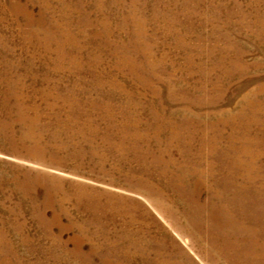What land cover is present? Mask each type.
Wrapping results in <instances>:
<instances>
[{
  "label": "rangeland",
  "instance_id": "obj_1",
  "mask_svg": "<svg viewBox=\"0 0 264 264\" xmlns=\"http://www.w3.org/2000/svg\"><path fill=\"white\" fill-rule=\"evenodd\" d=\"M0 264H264V0H0Z\"/></svg>",
  "mask_w": 264,
  "mask_h": 264
}]
</instances>
